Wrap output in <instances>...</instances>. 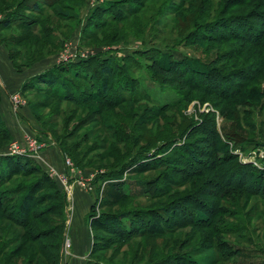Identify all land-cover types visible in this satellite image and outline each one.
<instances>
[{"label": "rangeland", "instance_id": "374dc122", "mask_svg": "<svg viewBox=\"0 0 264 264\" xmlns=\"http://www.w3.org/2000/svg\"><path fill=\"white\" fill-rule=\"evenodd\" d=\"M46 1L29 15L37 30L0 28L6 63L0 70L9 80L15 71L32 74L97 57H114L125 70L103 104L82 95L101 84L99 68L86 81L67 74L36 81L11 94L9 110H1L0 92V156L33 139L43 148L33 162L44 172L16 171L0 183V193L12 197L0 209V264H57V253L58 264H68L73 187L97 198L86 220L87 264H196L206 256L214 264H264V176L257 175L264 172V0ZM19 2L0 0V16ZM108 4L125 9L105 16ZM216 24L226 27L221 36L207 32ZM153 63L192 72L172 73L166 83ZM204 72L220 78L237 72L241 90L232 96L229 86L209 85L214 77L204 79ZM120 82L132 93L118 97ZM61 92L77 102L58 99ZM47 149L62 168L45 163ZM51 169L57 175L50 177ZM66 171L92 180L91 189L71 180L65 193L59 176ZM50 179L64 192V209L47 199L54 193ZM113 184H123L130 198L116 200ZM139 210L160 217L152 235L139 231L126 239L96 221ZM200 213L205 222L198 223ZM23 218L26 227L16 222Z\"/></svg>", "mask_w": 264, "mask_h": 264}, {"label": "trees", "instance_id": "16d2710c", "mask_svg": "<svg viewBox=\"0 0 264 264\" xmlns=\"http://www.w3.org/2000/svg\"><path fill=\"white\" fill-rule=\"evenodd\" d=\"M20 2L16 5L15 8L12 10L7 11L3 18L0 20V28L1 29H20L23 31H35L38 29V24L34 21V18L29 15H34V14H39L40 13V6H46L50 5L46 0H19ZM24 2V3H23ZM55 1H52V4ZM113 4H108L106 5L105 8V16H108L109 13L116 12V10H120L121 8L125 9V7H121ZM21 8V9H20ZM20 9V11H19ZM126 10L129 11V8L126 7ZM24 13H26L24 15ZM28 13V14H27ZM234 24V23H233ZM231 24V25H233ZM234 27H239L240 25L235 23L233 25ZM220 27V30L218 28ZM226 27L222 26L221 24H216L213 27L205 28V31L210 32L211 34H215V36H218L222 34ZM233 31V30H232ZM254 32V30H252ZM182 65H179L177 67H173L170 65L169 67H161L155 63H153V67L155 68L156 72L163 76V79L166 81V83L172 81V73H175L176 75L179 76L181 74V70L187 71L188 73L191 71L190 69L187 68V66L180 67ZM99 68V75L101 76V84L100 85H89L90 89L88 92H82L83 95V101L85 102H93L95 104H103L104 103V98H106L107 93L110 90V85L113 83V79L116 75L122 76L125 70L124 64H121L116 61L114 57H108V58H91V59H86V60H79L75 62H70L64 65H56L51 67L50 69L32 77L28 82L24 83L21 87V92L27 90V88H32L34 83L36 81L43 82L44 84H49L51 78H58L61 77L62 75L71 76L76 79H81L86 81V79L89 78V75H93V71L95 69ZM180 68V70L178 69ZM182 68V69H181ZM192 72V71H191ZM253 72V71H252ZM211 75V78L214 77L213 79L210 80L209 85L217 84L219 83L221 87L224 86H229L231 89L232 96H234L236 93H238L241 90V87L239 86L240 81L243 79L239 77L238 73L235 72L233 73L230 77H219L215 74H210V72H207L203 74V78L206 79L208 76ZM215 75V76H213ZM224 78V79H223ZM127 80V79H126ZM121 81V80H120ZM207 82V81H206ZM120 86H117V91L118 97L122 96V92H131L133 88L128 86V83H122L120 82ZM95 87L98 88L97 92L95 94H92V89ZM74 89V87H72ZM58 99L64 100V101H76L78 100L74 95H72L69 92H61L57 96ZM119 101L125 100L124 97H121L118 99ZM77 102V101H76ZM2 125V118L0 116V126ZM7 133V131H6ZM190 156L194 158L193 154ZM33 161L24 157H17V156H0V183L8 179L11 175H15L16 171H20L21 173L28 172L29 169H37L39 173L44 174V172H41L40 167L36 164H34ZM33 164L37 166V168H34ZM146 166V165H145ZM240 167H243V165H239ZM247 168V167H245ZM11 169V170H10ZM9 172H12L9 174ZM257 173V172H256ZM6 174V175H4ZM47 175V174H45ZM259 177L258 179L261 178V176H264V172H258ZM111 180H114L113 178H109ZM51 184L53 186V194H48L47 199L48 200H59L60 205H62L64 209V203H65V195L64 192L60 190L59 187H56V183L53 182L52 179H50ZM153 182L149 181L146 182L144 185L145 191H146V196L149 197L151 193L154 191L153 187ZM114 186L112 187L113 189L116 190L117 195L116 200H121L124 198H130L129 193H125L123 189V184H113ZM30 190V188H29ZM258 190V188H257ZM15 194V191H13ZM29 191L24 194V197L28 195ZM18 193V192H17ZM150 193V194H149ZM6 192L0 193V209L4 208L7 203L12 199L11 194L8 197H5ZM115 200V201H116ZM23 202H20V208L22 207L23 210L25 211V215L27 217V210L25 208L26 204ZM25 208V209H24ZM93 210V206L91 207V211ZM199 214H197L198 216ZM25 217V218H26ZM89 217H91V213H89ZM16 219L17 223H19L20 226L26 227V219ZM151 218V219H150ZM206 218H203L200 213V219L198 216V223L200 222H205ZM96 221L100 223V225H103V227L106 230H109L110 228H114L115 231H117V234L121 236L122 238H130L134 237V234L136 232H139V236H149L152 235V232L156 230L157 226L161 224L160 222V217H159V222H158V216L157 217H152L151 215L147 217V214L143 211H138L136 214L133 212H121L117 214H111L107 215L102 218H97ZM96 227V223L93 224ZM149 227L150 229L146 231V227ZM119 232V233H118ZM91 254H93V248L91 250ZM58 264L59 260V254L57 253L55 256ZM215 259L213 256H206L199 260L196 264H214ZM89 264V263H88Z\"/></svg>", "mask_w": 264, "mask_h": 264}, {"label": "crops", "instance_id": "0c3cea01", "mask_svg": "<svg viewBox=\"0 0 264 264\" xmlns=\"http://www.w3.org/2000/svg\"><path fill=\"white\" fill-rule=\"evenodd\" d=\"M3 16H0V20L3 18ZM4 59V57L2 59L0 58V66H3L5 68L6 63ZM55 65L56 63L51 65L48 69ZM4 68H1L2 71L0 70L1 110L10 109V96L12 93L21 90L22 85L28 82L32 77L48 70H40L32 74H30L29 72L28 74L27 72L18 74L15 71L16 74H14V77H12V79L10 78L9 80L7 73L4 71ZM46 156L48 162L46 161L45 163L47 165H50V161H52L53 164L56 165V167H59V169L62 168V164H60L58 158H56V155L53 153V151H51V149H47ZM95 196L92 193H84L76 187H73L71 189L68 211L66 209V222L69 227L68 237L72 242V256L68 261V264H87L91 243L89 240L86 220L90 213L91 207L97 199Z\"/></svg>", "mask_w": 264, "mask_h": 264}, {"label": "built area", "instance_id": "2783aa9c", "mask_svg": "<svg viewBox=\"0 0 264 264\" xmlns=\"http://www.w3.org/2000/svg\"><path fill=\"white\" fill-rule=\"evenodd\" d=\"M13 100L16 101V98L13 97ZM41 151H43V148L40 145H37L35 141L31 139L24 147L13 145L9 153H7V155L22 156L32 161H39L40 159L39 156L41 155ZM63 161H64L65 166L69 168L70 167L69 160H67L66 158H63ZM54 174H56L54 170L48 173L50 177H53ZM59 177L62 183L65 185V189H66L65 193H68L69 190L71 189L70 188L71 184H69L71 180L77 181L78 184H80V186L84 189H91L92 180H84L81 177H75L71 175L69 171L62 173Z\"/></svg>", "mask_w": 264, "mask_h": 264}]
</instances>
